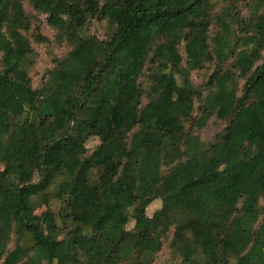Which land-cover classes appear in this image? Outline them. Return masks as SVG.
<instances>
[{
    "label": "trees",
    "instance_id": "1",
    "mask_svg": "<svg viewBox=\"0 0 264 264\" xmlns=\"http://www.w3.org/2000/svg\"><path fill=\"white\" fill-rule=\"evenodd\" d=\"M0 264H264V0H0Z\"/></svg>",
    "mask_w": 264,
    "mask_h": 264
},
{
    "label": "rangeland",
    "instance_id": "2",
    "mask_svg": "<svg viewBox=\"0 0 264 264\" xmlns=\"http://www.w3.org/2000/svg\"><path fill=\"white\" fill-rule=\"evenodd\" d=\"M26 11L28 13H33V10L29 7V5H25ZM41 33L49 39L51 42L48 45H34L36 48V51L38 52V60H36L35 66L33 71L31 72L32 78L34 80L35 86H38L41 82V79L43 77V74L45 71L53 66V60L56 57H63L67 54L68 48L66 46L59 47L55 42H54V34L55 31L52 30L49 26H47L44 23L41 25ZM98 31L97 27L93 28V33H96ZM99 34H102V30H100ZM195 81H198L197 77H193ZM215 121H213L208 128L204 131V137L206 139H211L217 132H218V126H220L218 123L215 124ZM98 140L97 139H90L87 143V148L90 150H93L97 145H98ZM36 179L38 180V175H35ZM161 202L156 201L153 203L148 211L147 214L151 215L153 212H155L158 208H160ZM56 208V207H55ZM46 211V207L43 206L37 210L38 214H41L42 212ZM133 227V223H131L128 228L131 229Z\"/></svg>",
    "mask_w": 264,
    "mask_h": 264
}]
</instances>
